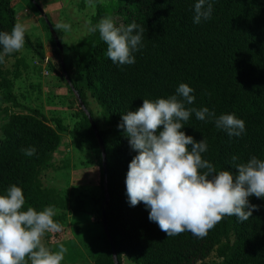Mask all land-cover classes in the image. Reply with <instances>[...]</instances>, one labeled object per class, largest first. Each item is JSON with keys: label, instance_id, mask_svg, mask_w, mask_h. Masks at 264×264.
<instances>
[{"label": "trees", "instance_id": "1", "mask_svg": "<svg viewBox=\"0 0 264 264\" xmlns=\"http://www.w3.org/2000/svg\"><path fill=\"white\" fill-rule=\"evenodd\" d=\"M40 14L38 0H24ZM196 0H110L98 3L91 17V28L101 18L111 16L117 24L135 21L144 29L143 47L134 53L133 65L117 66L107 57V45L99 31H91L76 44L68 46L71 68L64 78L74 93L79 120L68 131L59 118L52 126L38 109L21 106L13 93V82L0 64V104H10L0 110V194L12 184L23 189L24 210L37 211L47 206L66 210L71 198L41 181L44 171L53 167V156L61 144L60 132L68 131L81 144L89 146L100 164L101 195L94 202L100 206L103 235L95 264H118L125 256L134 264H196L215 253L213 264H264V198L249 197L257 207L252 217L240 222L225 216L206 236L198 238L185 231L166 237L157 223L149 220V209L143 202L130 206L126 193V173L137 154L129 144L124 129L118 127L122 114L142 106L143 99L167 98L176 93L181 83L194 89V103L187 108L208 107L216 116L235 113L246 124L241 137H229L217 129L214 121L197 120L195 113L183 131L199 141L207 140L208 151L202 158L217 171L225 168L236 174L233 163H246L252 156L264 159V0H213L211 19L193 23ZM12 0H0V31L10 32L17 21ZM53 31L59 28L53 23ZM52 53L60 58L53 34L44 20ZM26 44H32L25 34ZM40 57L42 54L38 53ZM21 60H19V63ZM19 74L15 72V77ZM77 93V94H76ZM87 94L101 107L103 126L88 108ZM92 117L105 149L107 169L106 203L103 186V157L98 139L77 96ZM36 148V154L26 156L21 150ZM237 157L235 162L232 157ZM74 210H78L74 208ZM105 212L106 229L102 212ZM66 215L54 220L61 231L46 232L49 245L63 231ZM27 261V257H26ZM29 264V261H27Z\"/></svg>", "mask_w": 264, "mask_h": 264}, {"label": "clouds", "instance_id": "2", "mask_svg": "<svg viewBox=\"0 0 264 264\" xmlns=\"http://www.w3.org/2000/svg\"><path fill=\"white\" fill-rule=\"evenodd\" d=\"M193 23L211 19L213 0H196ZM57 28L68 30L60 23ZM99 31L107 45V57L117 66L133 65L134 53L144 46V29L135 21L117 24L111 16L101 18L91 31ZM26 25L17 22L10 32L0 31V64L4 57L19 52L25 43ZM194 89L181 83L167 98L143 99L135 111L122 114L118 127L124 129L129 144L137 154L126 173V193L130 206L143 202L149 209V220L158 224L166 237L188 231L203 238L225 216L240 222L252 217L256 205L249 197L264 198V159L252 156L246 163L231 164L234 174L202 158L208 151L207 140L197 141L183 131L195 113L197 120L214 121L217 129L229 137H241L246 124L235 113L216 116L208 107L187 108L194 103ZM26 156L36 148L21 150ZM237 157L233 156L235 162ZM23 189L12 184L0 194V264H61L67 252L63 244L52 251L42 243L46 232L61 231L54 220L57 210L47 206L37 211L24 210ZM27 257V261H26Z\"/></svg>", "mask_w": 264, "mask_h": 264}, {"label": "rangeland", "instance_id": "3", "mask_svg": "<svg viewBox=\"0 0 264 264\" xmlns=\"http://www.w3.org/2000/svg\"><path fill=\"white\" fill-rule=\"evenodd\" d=\"M38 1L39 7L51 23L56 26L60 23L70 25L68 30L59 29L57 35L62 47L60 58L52 53L44 17L31 10L24 0H12L17 10V21L24 23L28 29L26 34L32 48L27 46L25 39L23 48L14 56L6 58L5 69L9 72L13 93L21 106L38 109L54 127L52 119L59 118L62 125L70 131L79 118L73 101L75 95L64 78V70L72 67L67 47L76 44L91 32V17L96 13L97 4H105L110 0ZM15 72L19 74L17 77L14 76ZM87 103L102 127L101 107L89 94ZM4 108L13 110L10 104H0V110ZM2 123L0 116V126ZM68 131L60 132L61 144L53 156V167L42 173L41 181L45 187L55 188L64 197L72 199L66 210H57V214L66 215L63 231L55 239L58 243L49 245L44 236L42 243L52 251H58L60 244L66 247L67 252L61 264H95L102 245L99 238H102L104 231L100 206L94 202L102 192L99 184L100 164L92 149L81 144L79 138H74ZM218 261L213 253L196 264H213ZM122 263L134 264L125 256L122 257Z\"/></svg>", "mask_w": 264, "mask_h": 264}, {"label": "water", "instance_id": "4", "mask_svg": "<svg viewBox=\"0 0 264 264\" xmlns=\"http://www.w3.org/2000/svg\"><path fill=\"white\" fill-rule=\"evenodd\" d=\"M37 8H38V10L40 11V14L44 17V20H45L46 24L48 25L51 34H53V37H54V40H55V42H56L57 47L61 50L62 47H61L60 44H59V41H58V39H57V35H56L55 32L53 31V27H52L51 22L46 18V16H45L44 12L42 11V9H41L39 6H37ZM66 80H68V77H67V76H66ZM76 94H77V93H76ZM76 96H77V98H78V103L81 105V107L83 108V110H84L85 113L87 114V116H88V118H89V121H90V123H91V126H92V128L94 129L95 135H96V137H97V139H98V142H99L100 150H101L102 157H103V172H104V174H103V186H104V189H105V199H106L105 201H106V203H107L108 200H109V196H108V193H107V169H106V161H105V149H104V145H103V142H102V140H101V138H100V136H99V133H98V131H97V127H96V125H95V123H94L92 117L90 116V114H89L87 108H86L85 105L82 103V101H81V99L79 98V96H78V95H76ZM102 220H103V225H104V227H105V229H106V225H105V224H106V217H105V212H104V211L102 212ZM106 234H107V236L109 237V233H108L107 229H106ZM109 240H111L110 237H109ZM112 249H113V258H114V262H115V264H118V261H117V259H116V252H115V250H114L113 247H112Z\"/></svg>", "mask_w": 264, "mask_h": 264}]
</instances>
